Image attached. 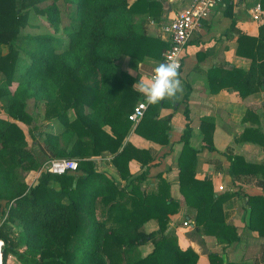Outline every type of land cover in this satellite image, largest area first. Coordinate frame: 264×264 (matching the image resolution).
I'll return each instance as SVG.
<instances>
[{
    "label": "trees",
    "instance_id": "1",
    "mask_svg": "<svg viewBox=\"0 0 264 264\" xmlns=\"http://www.w3.org/2000/svg\"><path fill=\"white\" fill-rule=\"evenodd\" d=\"M156 4L151 0H0V114L3 111L10 119L0 118L2 264H9L11 257L13 264H198L199 256L180 247L177 236L168 233L171 216L181 208L170 185L160 177L158 191H144L147 176L134 177L130 163L147 164L149 156L125 143L133 126L129 115L142 97L133 89L136 79L120 71L116 62L123 56L162 60L168 43L150 36L145 27ZM31 13L44 16L54 34L23 36ZM251 45L250 52L243 51ZM237 53L252 60L249 71L213 72L227 73L224 79L233 80L229 88L243 98L264 91V26L258 38L241 35ZM30 100L44 103L45 117L64 127L59 134L40 133L44 147L39 149L35 137L29 146L17 123H29ZM158 105H150L135 132L168 145L166 122L156 121ZM187 128L179 157L180 192L187 206L196 210L195 231L231 245L240 236L226 222V197L216 196L210 181L195 179L197 151L190 145ZM242 141L264 150V134L259 130L245 129ZM105 153L113 155L112 163L129 186L121 187L96 171L92 159ZM62 158L78 160V170L65 175L44 172L33 188L21 179L20 167L34 171ZM230 161L234 178L256 175L264 187V163H249L237 155ZM51 183L60 184L61 190ZM247 206L249 228L264 238V195L249 196ZM151 220L158 223V230L148 234L144 225ZM147 244L153 247L144 256L142 248ZM209 257L212 264H236L217 254Z\"/></svg>",
    "mask_w": 264,
    "mask_h": 264
},
{
    "label": "crops",
    "instance_id": "2",
    "mask_svg": "<svg viewBox=\"0 0 264 264\" xmlns=\"http://www.w3.org/2000/svg\"><path fill=\"white\" fill-rule=\"evenodd\" d=\"M151 1L157 4L154 5V15L146 16L147 32L168 43L163 27L174 20L191 0ZM257 5H261L264 10V0H224L223 4L211 10L201 30L188 44L180 70L183 92L176 100L162 101L157 111L156 108L154 111L158 114L156 121L166 122L168 145H161L138 135L135 132L138 124H133L125 140L126 144L147 152L149 156L147 164L137 160L130 163V171L134 177L144 174L147 176L142 189L148 193L158 191L160 177L170 185L171 195L181 204V208L176 215L171 216L168 233L177 236L180 247L191 248L199 256L198 264H212L210 254H217L223 260L236 264H264V238H260L258 232L249 228L250 209L247 206L249 196L264 195L262 179L256 175L234 178L230 174L232 155L241 156L249 163H264L263 148L253 142L242 141L247 128L264 134V91L243 98L238 91L229 88L228 85L233 80L224 79L227 73L213 72L219 69L229 72L231 68L245 72L250 70L252 60L249 56L239 55L237 51L241 35L259 37L261 25L253 20ZM252 47L253 45L245 46L243 51L250 52ZM159 62L162 60L150 57L138 60L123 56L116 65L120 71L135 78L137 83L140 78L148 82L153 68ZM2 114L0 118L10 121L4 112ZM17 123L25 131L24 123ZM57 123L61 125L58 121ZM188 125L190 145L197 151L195 179L210 181L215 195L226 197L223 206L226 222L238 230L240 240L231 245L195 231L196 210L187 206L180 192L179 157L184 149L183 139L188 132ZM58 130L57 134L62 133L64 127ZM105 130L110 132L109 127ZM156 137L162 139L159 135ZM112 158L110 153L93 158L96 171L113 178L121 187L129 186L130 181L122 180ZM50 186L57 191L61 190L58 183H51ZM186 221L190 225L185 226ZM149 224L151 226L148 229ZM157 230L158 223L155 220L144 225V231L148 234ZM3 245L0 241V264ZM145 247L153 245L147 244L143 246Z\"/></svg>",
    "mask_w": 264,
    "mask_h": 264
},
{
    "label": "built area",
    "instance_id": "3",
    "mask_svg": "<svg viewBox=\"0 0 264 264\" xmlns=\"http://www.w3.org/2000/svg\"><path fill=\"white\" fill-rule=\"evenodd\" d=\"M224 3V0H191L186 8L170 23L163 27V32L168 36V47L162 52L163 61H175L182 69L186 48L193 37L202 28L211 10ZM253 20L264 26V10L261 5L254 9ZM150 105L144 100H140L129 115V120L134 124H139L145 117ZM44 171L54 175H65L78 170V161L75 159H52L44 165ZM4 221L7 214L3 216ZM190 225L189 221L184 223Z\"/></svg>",
    "mask_w": 264,
    "mask_h": 264
},
{
    "label": "rangeland",
    "instance_id": "4",
    "mask_svg": "<svg viewBox=\"0 0 264 264\" xmlns=\"http://www.w3.org/2000/svg\"><path fill=\"white\" fill-rule=\"evenodd\" d=\"M48 5H49V3H48ZM21 34L23 36H25V35L37 36V35H47V34L53 35L54 31L50 27V25L47 23L46 18L44 16L35 15L34 13H31L29 24L27 27H24L21 30ZM6 51H8V50H6ZM11 88L14 90L16 88V84H13L11 86ZM26 111L30 117V120H29V123H26V124L24 123L23 128L25 129V133H26L29 144L33 145V142H34L33 140L35 137V140L38 141V143H39L38 144L39 146L37 148V149H39L42 146H44V144L41 143L42 139L40 137V135H41L40 133H45L48 131L57 133L59 131L58 129H60V127H62V126L59 125L56 120L50 121L45 117L46 109H45L44 103H37L34 100H30L28 102L27 107H26ZM2 113H3V111L1 112V114ZM72 115H73V113H72ZM2 116H4V115L2 114ZM29 130H31L30 133H29ZM44 167L45 166L41 167L38 170H34V171L33 170L28 171V170L23 169V167H20L19 173H20L21 179L24 180V182L29 187H31V188L35 187L39 182L41 174L45 172ZM3 221H4V218H3ZM150 226H151V224H149L148 229ZM151 249H152V247L143 248L142 254L147 255L148 253H150L148 251H150ZM14 260H15V258H12V257L9 259L10 263H13Z\"/></svg>",
    "mask_w": 264,
    "mask_h": 264
},
{
    "label": "clouds",
    "instance_id": "5",
    "mask_svg": "<svg viewBox=\"0 0 264 264\" xmlns=\"http://www.w3.org/2000/svg\"><path fill=\"white\" fill-rule=\"evenodd\" d=\"M133 88L148 105H156L165 100H176L183 92L180 66L175 61L159 62L153 68V74L148 82L140 78Z\"/></svg>",
    "mask_w": 264,
    "mask_h": 264
},
{
    "label": "bare ground",
    "instance_id": "6",
    "mask_svg": "<svg viewBox=\"0 0 264 264\" xmlns=\"http://www.w3.org/2000/svg\"><path fill=\"white\" fill-rule=\"evenodd\" d=\"M0 259H1V251H0Z\"/></svg>",
    "mask_w": 264,
    "mask_h": 264
}]
</instances>
